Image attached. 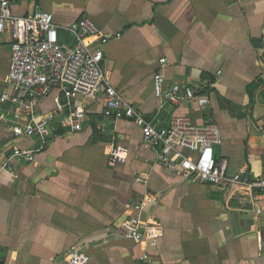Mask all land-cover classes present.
<instances>
[{
	"label": "crops",
	"instance_id": "crops-1",
	"mask_svg": "<svg viewBox=\"0 0 264 264\" xmlns=\"http://www.w3.org/2000/svg\"><path fill=\"white\" fill-rule=\"evenodd\" d=\"M38 10L54 15L66 42L73 40L62 27L81 17L121 34L105 47L111 84L155 125L175 115L196 124L212 119L223 136L214 154L227 160L229 175H264V0L12 2L15 15ZM11 39L9 30L0 32V95ZM156 72L166 86L213 83L209 105L157 97ZM81 103L80 131H60L35 163L0 172V264H64L74 248L86 264H264V193L183 180L158 164L134 122L103 114V94ZM55 104L56 94L44 99L39 119ZM37 142L0 123V149H32ZM112 145L127 148L124 162L110 164ZM140 176L146 184L136 181ZM144 196L154 198L141 215L155 238L136 243L120 226Z\"/></svg>",
	"mask_w": 264,
	"mask_h": 264
},
{
	"label": "built area",
	"instance_id": "built-area-1",
	"mask_svg": "<svg viewBox=\"0 0 264 264\" xmlns=\"http://www.w3.org/2000/svg\"><path fill=\"white\" fill-rule=\"evenodd\" d=\"M14 1L0 0V32L9 30L12 38L6 87L0 95V123L15 137L37 138L38 142L32 149H0V172L13 174L15 164L35 163L46 142L57 137L59 131H80L86 118L81 100H95L103 94V114L113 121L134 122L145 142L156 151L158 164L166 170L183 180L222 187L236 184L264 193V175L237 173L231 176L227 160L216 159L214 147L222 144L223 136L220 126L212 119L196 124L188 116L175 115L167 125H155L109 82L105 47L121 34L109 35L88 17H81L62 27L73 40V43L66 42L61 39V26L51 12L38 10L15 15L12 12ZM160 62L165 64L167 59L162 58ZM153 83L154 94L164 101L178 105L190 101L202 108L210 103L207 88L213 83L207 80L197 86L179 82L166 86L164 74L156 72ZM52 94H56L54 108L39 119L41 102ZM127 151L124 146L112 145L110 164L124 162ZM136 181L146 184L142 176ZM153 199L144 196L133 204L131 213L120 226L123 236L136 243L155 238L150 236L151 227L141 215ZM86 261L85 253L74 248L65 257L64 264H86Z\"/></svg>",
	"mask_w": 264,
	"mask_h": 264
},
{
	"label": "trees",
	"instance_id": "trees-1",
	"mask_svg": "<svg viewBox=\"0 0 264 264\" xmlns=\"http://www.w3.org/2000/svg\"><path fill=\"white\" fill-rule=\"evenodd\" d=\"M17 1V0H16ZM59 133H60V131H59Z\"/></svg>",
	"mask_w": 264,
	"mask_h": 264
}]
</instances>
